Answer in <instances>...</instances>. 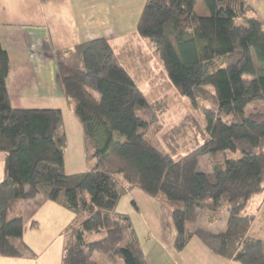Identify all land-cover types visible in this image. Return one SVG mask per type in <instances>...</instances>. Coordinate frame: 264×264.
<instances>
[{
    "label": "trees",
    "instance_id": "trees-1",
    "mask_svg": "<svg viewBox=\"0 0 264 264\" xmlns=\"http://www.w3.org/2000/svg\"><path fill=\"white\" fill-rule=\"evenodd\" d=\"M199 2L147 0L138 24L179 95L193 107L199 100L210 103L208 139L177 162L151 142L156 110L109 41L100 38L56 55L58 81L82 125L90 164L85 173L67 175L62 112L12 107L11 63L0 45L2 256L36 257L23 241L25 219L17 212L18 204L36 200L76 216L61 264H101L96 255L108 264H148L130 216L117 212L121 199L139 189L171 212L178 250L197 237L218 256L264 264V238L249 235L248 221L231 220V230L222 233L189 227L203 210L211 225L225 212L239 219L248 201L264 193V22L246 0H204L201 9ZM208 156L211 172L200 169Z\"/></svg>",
    "mask_w": 264,
    "mask_h": 264
},
{
    "label": "crops",
    "instance_id": "crops-1",
    "mask_svg": "<svg viewBox=\"0 0 264 264\" xmlns=\"http://www.w3.org/2000/svg\"><path fill=\"white\" fill-rule=\"evenodd\" d=\"M146 2L0 0V45L8 52L11 63L7 78L11 105L15 109L62 112L68 142L64 156L67 175L85 173L90 169V164L86 158L82 125L58 81L56 55L104 38L111 44L119 63L146 96L164 94L157 84V74H161L167 88L172 85L153 49L138 34V24ZM246 2L254 16L264 22V0ZM147 80L149 83H146ZM5 162L6 154L0 152V182L5 178ZM127 198L137 204L139 210H131L147 229L150 244L155 242L158 251L164 253L171 264H240L214 254L197 237L183 250H178V234L171 212L139 189H133ZM261 201L260 197L253 196L244 214L255 216L256 212L264 211ZM33 204L32 212H28L30 208L27 202L18 204L17 212L22 213L25 219L23 241L36 257H5L0 254V264H41L44 256L51 251L54 254L52 249L58 244L57 255L61 253L63 258L66 234L75 223L76 216L53 202ZM254 225H251L249 235L260 239L261 236L253 233ZM144 251L147 258L145 248Z\"/></svg>",
    "mask_w": 264,
    "mask_h": 264
},
{
    "label": "rangeland",
    "instance_id": "rangeland-1",
    "mask_svg": "<svg viewBox=\"0 0 264 264\" xmlns=\"http://www.w3.org/2000/svg\"><path fill=\"white\" fill-rule=\"evenodd\" d=\"M200 9L205 7L204 0H200ZM135 51V50H134ZM159 61V60H158ZM159 76L157 84L159 88L164 92L162 95H149L147 96L149 102L153 105L156 110L157 116L159 118L158 124L150 132V140L154 144H157L162 151H164L169 157L171 162H177V160L183 156L194 151L196 148L201 146L207 139V123H206V109L210 107L209 102L199 100V108L193 107L189 100L179 95V93L172 87L167 88L165 80L162 78L161 74ZM149 83V80L146 83ZM147 85V84H146ZM262 103V102H260ZM264 104V103H262ZM261 106V104H260ZM253 108V105L251 106ZM240 153H230L231 158H238ZM201 170L211 172L214 167V160L212 157H205L200 162ZM262 200L264 204V193L257 195ZM25 203V202H24ZM28 212H32L31 208L37 204V201L30 200L27 201ZM256 205H254L255 207ZM263 206V205H262ZM134 207L131 203V200L124 196L121 199L120 205L117 207L118 213H123L129 215L132 223L139 234L141 239L142 246L147 251V260L149 264H171L168 257L158 251V246L154 242L150 244L149 241H146L148 238L147 229L141 224V219H138L134 216L132 210ZM29 212V213H30ZM239 219L230 218V214L222 213V220L214 225L209 224L207 220L206 210L200 212V220L196 225H189L192 229L202 228L209 229L213 232H228L230 231L231 220H234L237 224L240 220L248 221L254 225L253 233L264 238V211L256 212L255 216H249L244 214ZM174 220V219H173ZM257 223V224H256ZM141 224V225H140ZM174 224L177 229V223L174 220ZM257 236V237H258ZM98 236H93V239H98ZM65 244V239L62 240ZM57 247L52 249L49 255L44 256L41 264H61L62 255L58 253ZM62 249H60L61 252ZM95 259L98 260L101 264L106 263L107 260L101 255H96ZM173 264V263H172Z\"/></svg>",
    "mask_w": 264,
    "mask_h": 264
}]
</instances>
